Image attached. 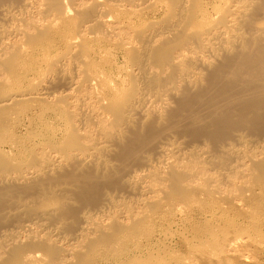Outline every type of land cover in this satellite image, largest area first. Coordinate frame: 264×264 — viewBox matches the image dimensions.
I'll list each match as a JSON object with an SVG mask.
<instances>
[{"label": "bare ground", "instance_id": "obj_1", "mask_svg": "<svg viewBox=\"0 0 264 264\" xmlns=\"http://www.w3.org/2000/svg\"><path fill=\"white\" fill-rule=\"evenodd\" d=\"M0 264H264V0H0Z\"/></svg>", "mask_w": 264, "mask_h": 264}]
</instances>
